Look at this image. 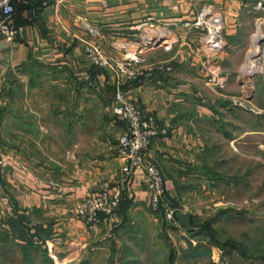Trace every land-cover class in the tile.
Wrapping results in <instances>:
<instances>
[{
    "label": "crops",
    "instance_id": "crops-1",
    "mask_svg": "<svg viewBox=\"0 0 264 264\" xmlns=\"http://www.w3.org/2000/svg\"><path fill=\"white\" fill-rule=\"evenodd\" d=\"M13 2L18 36L15 41L6 43L2 52L0 87L12 71L39 65L44 72H57L60 85L77 91L66 108L68 112L51 114L62 124L56 129H48L46 124L32 133V136L45 137L38 149L57 154L56 164L60 167L57 180L39 171L52 169L50 162L30 156L26 162L21 161V157L14 154V151L21 152L18 147L2 143L1 137H5L2 129L8 127L11 116L2 111L0 100L1 255L18 254L19 248L31 250L33 254L42 252L44 259V254L50 255L52 240L56 241L54 246L73 241L81 252H94L91 262L107 264L112 243L116 245L119 240L120 244L123 240L130 251L135 248L140 251L146 244L145 234L149 228L164 233L163 225L167 227L168 224L164 219L159 222L154 218L147 174L138 170L129 179L122 170L117 143L126 126L113 115L114 77L109 69L93 64L85 53L87 44L101 45L111 56L119 52V44L140 42L144 34L141 25L147 20L159 25L154 34L165 36L164 41H168L147 49L144 56L149 63L170 66L172 70L158 72L151 79L134 84L130 93L145 114L155 116L162 127H168V134L154 139L146 156L164 173L167 193L172 200L170 206L196 218V197L199 192L205 193L212 183L202 172L206 166L207 145L203 123L220 119L221 93L216 92L221 90L217 88L216 91L208 82L204 69L205 57L200 50L203 28H188L185 23L195 22L206 5L222 14L227 48L219 60V70L227 79L228 87L235 88L240 84V77L235 74L251 50V35L258 16L253 9L254 3L251 0ZM89 28L95 29V34ZM154 34L150 33L152 37L156 36ZM32 119V129L36 121L49 120L39 115ZM65 119L69 123L66 124ZM99 134L105 137L103 141L99 140ZM83 136L87 137L85 141ZM66 152L71 154V164L63 160ZM121 189L116 221L103 217L101 222L87 225L72 217L71 209L79 199L105 190ZM28 218L31 220H26ZM25 230L27 235L23 234ZM57 236L58 239H54ZM18 239L27 242L20 244ZM25 254L27 262L37 264L31 253ZM99 254H103L102 260L94 261ZM131 254L134 255L132 251ZM139 255L135 252V259Z\"/></svg>",
    "mask_w": 264,
    "mask_h": 264
},
{
    "label": "rangeland",
    "instance_id": "rangeland-1",
    "mask_svg": "<svg viewBox=\"0 0 264 264\" xmlns=\"http://www.w3.org/2000/svg\"><path fill=\"white\" fill-rule=\"evenodd\" d=\"M145 60L146 64H153L146 56ZM251 62L257 63L262 71L249 72ZM28 68L25 66L9 73L0 87L2 111L11 116L8 127L2 129L5 137L1 140L21 150L18 153L14 151L21 161L26 162L30 156L50 162L52 169L39 171L57 180L60 169L56 164L57 154L51 151L43 153L38 149L45 137L41 134L32 136V133L46 124L48 129H56L59 123L62 124L51 114L66 112L77 90L60 85L57 72H44L39 65ZM235 75L240 77V84L235 88L228 87L227 79L223 88L211 83L216 91L221 90L215 91L221 93L220 119H209L203 123L207 145L204 153L206 166L202 172L212 183L205 193H198L194 212L197 225L210 224L211 232L200 230L190 233L181 225L174 227L168 224L165 227L162 224L164 233H160L148 227L142 251L131 249L134 255L135 252L140 254L138 259L122 243L123 240L120 244L118 240L116 245L112 243L107 264H171L172 256L175 264H264V49L256 54L250 50ZM69 78L71 83L72 73ZM36 115L46 116L49 120L36 121L35 129H32V117ZM65 122L69 123L67 119ZM98 137L100 141L105 139L101 134ZM86 139L83 136V141ZM7 150L10 149L7 147ZM66 156L63 160L70 163V152H66ZM91 196L79 199L71 209L72 217L85 224L77 213V205ZM154 218L161 222L163 216L156 214ZM26 230L24 235H27ZM18 241L20 244L27 242L25 239ZM50 243L54 251L52 255L50 252L53 261L47 252L43 259L42 252L33 254L31 250L17 248L18 254L11 252L8 257L0 252V264H30L24 259L26 252L31 253L37 264H94L90 261L94 252H81L73 241L62 246H54V240ZM102 256L99 254L93 259L100 262Z\"/></svg>",
    "mask_w": 264,
    "mask_h": 264
},
{
    "label": "built area",
    "instance_id": "built-area-1",
    "mask_svg": "<svg viewBox=\"0 0 264 264\" xmlns=\"http://www.w3.org/2000/svg\"><path fill=\"white\" fill-rule=\"evenodd\" d=\"M55 1L58 4L66 2V0ZM251 1L254 3V11L258 14L251 35V51L258 53L264 49V0ZM15 16L16 7L13 0H0V41L10 43L16 40L18 29L15 25ZM156 26L159 25L153 20L144 22L141 25V28H144L141 41L119 44L117 54L107 55L103 47L98 44L85 45V53L93 64L109 69L115 80L113 115L126 126L117 143L123 172L130 179L136 171H145L149 178L152 212L162 215L170 226L180 227L181 224L176 218L178 209L166 202L167 188L164 173L159 165L151 162L146 156V151L154 139L160 135H167L169 129L162 127L155 116L145 114L130 93L132 83L151 79L158 72L172 70V67L162 64H146L145 51L168 41H164L165 36L154 34ZM185 27L203 28L200 50L205 57L204 69L208 73V82L223 88L226 79L221 76L219 60L226 51L227 41L222 14L211 5L203 6L197 20L185 23ZM88 30L93 34L96 32L95 29ZM150 33L156 36L152 37ZM251 64H255L262 71L255 62ZM121 200L122 189L115 192L101 191L79 203L77 213L88 225L101 222L103 217L116 221L119 217ZM49 250L51 254L54 253L52 247H49Z\"/></svg>",
    "mask_w": 264,
    "mask_h": 264
},
{
    "label": "water",
    "instance_id": "water-1",
    "mask_svg": "<svg viewBox=\"0 0 264 264\" xmlns=\"http://www.w3.org/2000/svg\"><path fill=\"white\" fill-rule=\"evenodd\" d=\"M6 48V43L0 41V62L2 60V52ZM176 218L182 226H184L187 231L194 232L196 229L193 227V217L190 213L184 212L182 210L177 211Z\"/></svg>",
    "mask_w": 264,
    "mask_h": 264
},
{
    "label": "trees",
    "instance_id": "trees-1",
    "mask_svg": "<svg viewBox=\"0 0 264 264\" xmlns=\"http://www.w3.org/2000/svg\"><path fill=\"white\" fill-rule=\"evenodd\" d=\"M138 82H135V83H132V85H134V84H137ZM166 202L169 204V205H171V203H172V200L169 198V196H168V193L166 194ZM196 218L195 217H193V227L196 229L194 232H190V233H196V232H198V231H200V230H202L203 232H206V233H208V232H211V228H210V224L208 225V224H205V226H203V227H199L198 225H197V223H196ZM47 252H48V250H47ZM52 258V257H51ZM172 260H171V264H175V257L174 256H172V258H171ZM53 261V260H52Z\"/></svg>",
    "mask_w": 264,
    "mask_h": 264
},
{
    "label": "bare ground",
    "instance_id": "bare-ground-1",
    "mask_svg": "<svg viewBox=\"0 0 264 264\" xmlns=\"http://www.w3.org/2000/svg\"><path fill=\"white\" fill-rule=\"evenodd\" d=\"M256 54V53H255ZM255 58V57H254ZM259 58V57H258ZM256 62V61H255ZM257 64V63H256ZM261 71V69H258L255 64H251L250 67H249V72H254V71Z\"/></svg>",
    "mask_w": 264,
    "mask_h": 264
}]
</instances>
